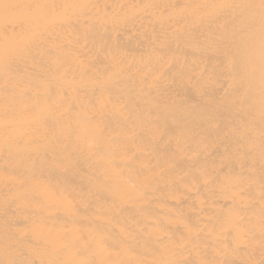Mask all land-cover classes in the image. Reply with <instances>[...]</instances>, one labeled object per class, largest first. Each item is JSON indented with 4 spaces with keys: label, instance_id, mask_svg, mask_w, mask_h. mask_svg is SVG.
I'll return each instance as SVG.
<instances>
[{
    "label": "bare ground",
    "instance_id": "obj_1",
    "mask_svg": "<svg viewBox=\"0 0 264 264\" xmlns=\"http://www.w3.org/2000/svg\"><path fill=\"white\" fill-rule=\"evenodd\" d=\"M250 3L0 0V264L264 261Z\"/></svg>",
    "mask_w": 264,
    "mask_h": 264
},
{
    "label": "snow or ice",
    "instance_id": "obj_2",
    "mask_svg": "<svg viewBox=\"0 0 264 264\" xmlns=\"http://www.w3.org/2000/svg\"><path fill=\"white\" fill-rule=\"evenodd\" d=\"M5 7H13L12 5H5ZM244 8L247 9H258L260 14V23L262 31H264V0H259V3H250L243 5ZM261 264H264V261L261 262Z\"/></svg>",
    "mask_w": 264,
    "mask_h": 264
}]
</instances>
